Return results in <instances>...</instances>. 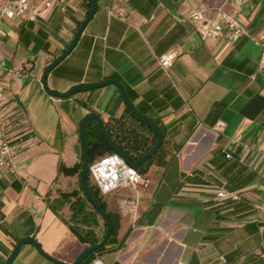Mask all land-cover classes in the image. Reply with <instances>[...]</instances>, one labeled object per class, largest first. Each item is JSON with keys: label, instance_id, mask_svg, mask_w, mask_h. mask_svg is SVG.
Listing matches in <instances>:
<instances>
[{"label": "crops", "instance_id": "obj_1", "mask_svg": "<svg viewBox=\"0 0 264 264\" xmlns=\"http://www.w3.org/2000/svg\"><path fill=\"white\" fill-rule=\"evenodd\" d=\"M52 1L36 21L0 20V82L10 94L7 108L21 113L14 172L0 170V264L26 237L66 264L88 247L65 223L69 203L57 213L48 204L80 190L77 174H58V167L80 162L85 115L106 123L126 114L114 85L68 98L44 89L45 67L70 45L91 8L90 0ZM95 1L76 45L47 74L48 89L64 94L80 84L117 81L136 111L160 127L168 155L165 165L140 173L147 187H120L103 200L115 231L94 260L263 264L257 247L264 240V69L256 42L264 36V0L238 8L249 35L235 43L204 38L189 18L201 11L213 21L220 9L232 10L228 0ZM173 51L177 59L162 68L158 57ZM104 231L98 217V241ZM11 264L54 263L26 244Z\"/></svg>", "mask_w": 264, "mask_h": 264}, {"label": "built area", "instance_id": "obj_2", "mask_svg": "<svg viewBox=\"0 0 264 264\" xmlns=\"http://www.w3.org/2000/svg\"><path fill=\"white\" fill-rule=\"evenodd\" d=\"M232 10L227 12L220 9L217 18L213 21H205L201 11H194L190 20L195 24V29L206 39L226 40L235 43L242 37H247L248 31L237 21L238 8L246 0H228ZM52 0H0V20L2 19H27L36 21L44 16L52 7ZM261 53L258 60V69H264V36L256 42ZM177 52H170L158 57L162 68L170 67L177 59ZM10 94L0 82V170L14 172L13 158L18 151V144L14 142V129L17 127L21 113L18 109H9ZM218 122L215 127L222 126ZM88 175L93 185L98 190L103 201L108 195L117 191L120 187H147L150 181L142 176L137 169L127 165L116 153H110L95 159L88 165ZM218 198L237 199L231 193H218ZM259 257L264 264V240L257 247ZM89 264H101L93 259ZM183 264V263H178ZM220 264H227L221 259Z\"/></svg>", "mask_w": 264, "mask_h": 264}, {"label": "trees", "instance_id": "obj_3", "mask_svg": "<svg viewBox=\"0 0 264 264\" xmlns=\"http://www.w3.org/2000/svg\"><path fill=\"white\" fill-rule=\"evenodd\" d=\"M104 128L110 140L115 145L119 146L126 153L128 158L133 161L137 160L144 153H146L156 141L154 133L148 127L138 122L133 116L129 114L127 110L126 114L119 118H110L106 123H104ZM84 136L87 147L88 164H91L97 158L112 153L111 149L107 146L106 142L99 134L96 123L94 121H88L86 123ZM167 155L168 145L162 133V143L159 149L142 166L137 169L138 172L144 173L145 167H147L149 164L161 166L165 165ZM81 160L82 154L80 162L70 168H67L60 163L58 167V174L76 173L79 178ZM86 179L93 196L98 200L101 207L106 211L105 203L101 200L98 190L89 180L88 174L86 176ZM79 184V192L72 191L71 193L62 194L57 203L52 201L48 204L52 208V210L57 213L58 208L65 202H68L70 208V216L67 220H65V223L80 243L87 246H92L99 242L95 233V228L98 225L99 215L92 209V207L88 204L86 198L84 197L80 180ZM79 193L82 196H80ZM106 213L112 225L111 235H113L115 231V222L113 220V217L107 211ZM101 249L93 252L82 264H89L95 258V254L98 253Z\"/></svg>", "mask_w": 264, "mask_h": 264}, {"label": "water", "instance_id": "obj_4", "mask_svg": "<svg viewBox=\"0 0 264 264\" xmlns=\"http://www.w3.org/2000/svg\"><path fill=\"white\" fill-rule=\"evenodd\" d=\"M90 6H91V8H90L88 14L85 16L84 20L80 23L70 45L65 49V51L59 57H57L54 61H52L51 63H49L45 67L43 75H42L43 87L48 93H50V95H52L54 97L68 98L69 96L74 95V94H76L82 90L100 88V87H104L106 85H114L116 87V89L118 90V92L120 93V95L124 101L126 110L138 122H140L143 125H145L146 127H148L154 133V135L156 137V141H155L154 145L146 153H144L137 160L133 161V160H130L128 158L126 153L119 146L115 145L110 140L109 136L107 135V133L105 131L104 123L98 115H96L94 113H90V114L85 115L82 118V120L79 124V128H78V137H79L80 149H81V154H82L81 169L79 172V180L81 183L82 193H83L84 197L86 198L88 204L92 207V209L95 212L98 213L99 217L103 220V222L105 224V233H104L101 241H99L95 245L88 246L85 249H83L80 252V254L77 256L75 261L71 264H82L93 252L101 249L105 245L106 241L110 238L111 233H112V225H111V222L109 220V217H108L106 211L101 207L98 200L93 196V194L90 190V187L87 183V179H86V176L88 174V165H89L88 164V154H87L86 141H85V136H84V129H85L86 123L88 121H94L96 123L99 134L101 135L103 140L106 142L107 146L111 149V151L113 153H116L118 156H120L127 165H129L130 167H132L134 169H138L152 155H154L162 143V131H161V129L156 124L149 121L148 119H146L145 117H143L142 115H140L136 111L133 104L128 99V97H127L124 89L122 88V86L117 81H115L113 79H106L104 81H101L98 83H92V84L91 83H85V84L76 85V86L72 87L71 89H69V91H67L64 94L54 93L48 89V86L46 84L47 74L51 71L52 68H54L57 64H59L74 48L82 30L84 29L85 25L91 19L92 15L95 12L96 1L90 0ZM26 244L32 245L44 258H46L50 262H52L54 264H66V263H62V262H60L56 259H53L50 256L46 255L41 250L39 244L36 242V240L33 237H26V238L21 239L15 245L13 251L11 252V254L9 255V257L7 258V260L5 261L4 264H11L13 262V260L15 259V257L17 256L20 248Z\"/></svg>", "mask_w": 264, "mask_h": 264}, {"label": "rangeland", "instance_id": "obj_5", "mask_svg": "<svg viewBox=\"0 0 264 264\" xmlns=\"http://www.w3.org/2000/svg\"><path fill=\"white\" fill-rule=\"evenodd\" d=\"M89 180L91 181V179L89 178ZM92 182V181H91Z\"/></svg>", "mask_w": 264, "mask_h": 264}]
</instances>
